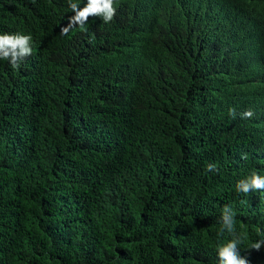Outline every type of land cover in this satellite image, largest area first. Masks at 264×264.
Here are the masks:
<instances>
[{
    "label": "trees",
    "instance_id": "obj_1",
    "mask_svg": "<svg viewBox=\"0 0 264 264\" xmlns=\"http://www.w3.org/2000/svg\"><path fill=\"white\" fill-rule=\"evenodd\" d=\"M230 1L261 40L205 36L202 56L184 38L162 64L164 0L82 24L70 5L87 0H0V32L30 33L36 54L0 59V264H219L218 243L264 246V189L235 186L264 175V0Z\"/></svg>",
    "mask_w": 264,
    "mask_h": 264
},
{
    "label": "clouds",
    "instance_id": "obj_2",
    "mask_svg": "<svg viewBox=\"0 0 264 264\" xmlns=\"http://www.w3.org/2000/svg\"><path fill=\"white\" fill-rule=\"evenodd\" d=\"M121 0H87L83 8H79L76 2L71 3L74 10V21L83 23L90 14L101 15L104 23L112 21L118 12ZM160 0H157L159 2ZM167 7L161 22L166 23L157 28L153 35L151 45L163 46L173 41L171 52L161 56H153L158 62L165 64L175 53L177 44L184 43V38L192 40L197 44L200 54L203 56L202 39L205 36L213 40L224 38L229 33L232 41L242 40L250 42L261 40L263 26L252 12L244 5H236L230 0H164ZM248 4L254 6L249 0ZM255 7V6H254ZM71 30V21L64 18L59 25L60 33L66 34ZM32 35L20 32H0V59H8L12 65L27 62L31 64L36 54H32ZM20 63V64H21ZM135 88H140L139 83ZM151 97V105L154 100L150 89H146ZM235 113L234 109H230ZM242 116L251 117L253 112L249 109L244 111ZM91 130L96 136L102 137L101 128L91 125ZM103 138V137H102ZM214 165L209 164L208 168ZM237 191L241 194L258 193L264 189V175L253 172L250 176L235 183ZM235 224L234 213L230 208H225L222 213L221 231L227 229L233 232ZM238 238H233L227 243L219 244L217 255L220 258L219 264H264V246L255 253L245 252L239 245ZM264 241H257L256 248ZM241 254H245L242 256ZM145 264H163L161 260Z\"/></svg>",
    "mask_w": 264,
    "mask_h": 264
},
{
    "label": "crops",
    "instance_id": "obj_3",
    "mask_svg": "<svg viewBox=\"0 0 264 264\" xmlns=\"http://www.w3.org/2000/svg\"><path fill=\"white\" fill-rule=\"evenodd\" d=\"M51 28H52V30H53L54 32H55V30L57 31L56 28H53L52 26H51ZM55 33H56V32H55ZM50 64H51V62H50ZM19 66H20L21 69H28V68H29V64H28L27 62L21 63ZM248 176H250V174H249V175L246 174V175H244V176L239 177V179H237V180L235 181V183L237 184V182H238L239 180L244 179V178H246V177H248Z\"/></svg>",
    "mask_w": 264,
    "mask_h": 264
}]
</instances>
